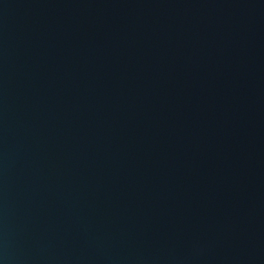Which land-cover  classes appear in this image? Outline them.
<instances>
[{"label":"water","instance_id":"95a60500","mask_svg":"<svg viewBox=\"0 0 264 264\" xmlns=\"http://www.w3.org/2000/svg\"><path fill=\"white\" fill-rule=\"evenodd\" d=\"M0 264H264V0H0Z\"/></svg>","mask_w":264,"mask_h":264}]
</instances>
